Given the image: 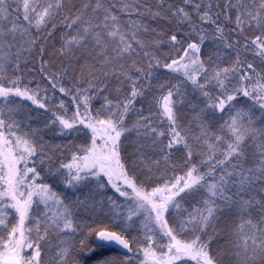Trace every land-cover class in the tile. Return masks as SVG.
<instances>
[{
  "label": "snow or ice",
  "instance_id": "obj_1",
  "mask_svg": "<svg viewBox=\"0 0 264 264\" xmlns=\"http://www.w3.org/2000/svg\"><path fill=\"white\" fill-rule=\"evenodd\" d=\"M116 2L120 12L144 19L121 28ZM155 5L51 0L43 6L22 0L21 20V0H0V80L19 71L25 55L47 39L31 32L33 23L46 31L54 14L67 7L65 35L55 53L59 65L45 61L41 47L40 71L53 90L72 96L76 111L71 117L56 115L50 125L65 137L82 131L77 125L91 133L90 144L78 150L82 154L73 152L70 162L61 161L54 170L65 194L36 183L34 158L41 156L40 164L46 160L53 167L59 158L43 143L40 130L22 131L21 105L12 97L41 109L46 103L38 88L22 89L19 77L7 87L0 83V264H43L45 245L54 252L53 264H175L182 257L195 264H264V127L256 126L264 125V0H182L180 7L155 0ZM146 19L175 24L168 23L161 35L163 29L150 28ZM254 30L259 34L249 40L245 33ZM163 47L167 56L159 55ZM250 50L258 65L241 59ZM130 59L131 66L121 63ZM169 73L184 80L171 84L179 79L171 76L159 83L160 96L153 95V81ZM186 82L203 98V107L188 99ZM149 95L167 130L155 122L151 107L145 115L141 101ZM243 98L252 103L238 108ZM94 99L101 100L95 112ZM185 103L196 113L187 130L178 115ZM59 107H65L63 101ZM130 113L137 118L129 126ZM217 119L224 121L219 134L211 131ZM198 149L207 157L201 165L195 163ZM177 160L186 171L169 176ZM108 187L113 194L106 196ZM8 209L18 218L10 230ZM229 218L239 221L235 230L221 226ZM137 222L143 241L129 238ZM77 234L83 237L78 243ZM214 242L220 244L217 256L210 255Z\"/></svg>",
  "mask_w": 264,
  "mask_h": 264
},
{
  "label": "trees",
  "instance_id": "obj_2",
  "mask_svg": "<svg viewBox=\"0 0 264 264\" xmlns=\"http://www.w3.org/2000/svg\"><path fill=\"white\" fill-rule=\"evenodd\" d=\"M30 2H34L37 5H43L46 6L48 2H51V0H30ZM69 0H65V3L67 4ZM71 2L76 3L79 5L81 3V0H71ZM108 3L114 2V0H107ZM137 3L144 4L146 6H151L155 9V0H136ZM216 2L223 3V0H216ZM168 4H175L177 7L182 6V0H167ZM15 7V5H13ZM116 8H117V16L118 19L120 20V26L121 28H124L125 25H130L133 21H139L141 19H144V17L138 16L135 13L129 14V13H124L120 12L119 9L121 8V4L119 2H116ZM192 17L193 21L198 23V17L196 16V13L194 12L192 7H188L187 9ZM21 15L20 18L23 20V6H22V0H21ZM67 15V7L61 9L59 15L54 14V18L49 21L48 25L46 26V31L44 30L45 26H41V30L38 31L37 28L35 27V23H33V26L31 27V32L35 34L36 36L40 37H47V39H41L39 40L38 44L36 45V48L34 49L32 55H25V57L20 61L21 63V69L19 71L10 70L8 71L4 78L0 80V83H3L5 87L9 86V80L10 79H15L16 77L20 78V87L23 89L27 87L28 89L32 91H36L37 88L39 89V96L41 98V102L46 103V109H41L38 107V105L32 104L31 101L27 99H23L21 97H12V99L16 100L20 105L19 113L20 115L17 117L18 120H21L22 123V131H30L33 129H38L40 130V137H42L43 143L47 145L48 149H51L52 151H55V157H58L55 166H50L49 163L45 160V163L40 164L39 161L43 159L41 156H37L34 159L37 161L36 167L37 171L39 173L37 177V183H46L50 186V188L53 191L58 192L59 194L63 195L65 194V188L64 184L62 182L61 177L54 175V170L56 167H59V163L62 161L64 163H68L71 161V157L73 152H78L79 149L87 147L90 142H91V133L87 129H83L82 125H77L79 128L82 129L79 133H73L71 136H61L58 134V127H52L50 125V121L55 120L56 115H65L66 117H71L76 111V104L73 102L72 96H64L62 95L58 88L56 90H53L51 88V85L43 78L44 74L41 73V56L39 53V48L43 47L45 49V53L43 56V59L45 61H48L51 64H56L59 65V59L55 55L56 51L60 48L61 45V37L65 35L64 31V16ZM234 15H233V26H234ZM223 19V17H222ZM27 23V22H25ZM145 23L149 25L150 28H158V29H163V31L160 33L163 35L164 33L167 32V25L168 23L175 24V20L172 21H164L163 23L156 22L150 19H146ZM212 27L214 26H209L207 28L208 31L212 30ZM127 31L128 29L125 28ZM186 31V29H182L181 32L183 33ZM51 33L49 36L48 34ZM259 34L257 31L253 32H248L245 33V35L248 37L249 40L254 38L255 35ZM155 35V33H154ZM233 40L236 39V35L233 34L231 37ZM243 42V41H242ZM206 50V49H205ZM181 55L183 54L182 52L180 53ZM160 56H167L168 55V49L167 47L161 48L159 52ZM232 59H235V54H233ZM241 59H246L248 62H255L257 65L259 64V59L254 58V53L253 51H248L245 56H242ZM27 61V67H25V62ZM121 63H126L127 66H131L133 63V60H128L127 62L122 61ZM146 63V61H145ZM231 61H229V64ZM225 66V65H222ZM171 76H179V79H172L170 82L171 84H178L181 81L184 80V77L182 74L178 73H169L164 76V78L160 81H153V87H154V92L153 95H156L157 97L160 96V92L158 91L159 83H167L169 82V79ZM235 83V82H234ZM113 85H115V81H113ZM65 86H70L67 83H65ZM184 91L187 92L188 99L192 101V104H198L199 107H203L204 104L202 103L203 98L200 96L199 93H194L193 92V86L191 85L190 82H186V88L183 89ZM109 91L112 94V97L115 98L117 93L113 89H109ZM152 100V95H149L145 100H142L141 103H143L144 108H145V115H147V109L149 107L152 108L153 112L156 114L154 119L155 122L159 125L161 130H167L168 128V122L165 117L159 115L160 109L155 106L154 104H151ZM61 101H63L65 107L61 109L59 107ZM251 101L247 100V98H243L240 100V102L237 104V107H247L251 105ZM101 104L100 99H94L91 102V111L95 112ZM192 104H181L179 105V112L178 115L180 117L179 123L182 129L187 130L190 122L193 121L196 113L193 112L192 110ZM141 106L140 103H137L136 107L139 109ZM199 107L197 108V111H199ZM83 111V109H81ZM257 115H260V113L257 111ZM136 115L135 113H130L127 123L130 126L135 120H136ZM224 119H228L227 114L225 113ZM223 120L217 119L215 122V125L211 131L215 134H219V127L221 124H223ZM49 123V127H45V124ZM58 125V122H57ZM257 127H264V125H260L257 123ZM134 133L132 134V137L128 141H125L126 145H130L132 142V139L134 138ZM164 143H167V139L164 140ZM227 141H225L224 147H226ZM56 146H59L57 149ZM132 152L131 147L128 148V152L126 155H130ZM49 155H51V151L48 152ZM207 157L202 156L200 154V150H197L196 154V159L195 163L197 165H201V161L205 160ZM181 162L177 160V168L175 172H169V176H179L183 175L184 171L186 169L180 167L179 165ZM29 166H32L31 162L29 163ZM50 167H52V170L50 171ZM202 171H206V168L201 167ZM143 179V177H142ZM106 183V179H105ZM105 195H112V189L110 187L104 189ZM99 198V197H98ZM122 201L123 198H120ZM120 202V201H118ZM41 207H43L41 205ZM9 215L7 216V220L10 221L9 224V230L12 225H14L17 222V217L15 214L14 209H8ZM227 225L228 228L235 230L236 227L239 226V221L234 224L233 223V218H229L228 220H222L221 221V226ZM31 226V225H29ZM86 231V230H85ZM5 237L7 233H4ZM33 235H35L33 233ZM77 238V243L79 242L80 238H83L82 236H79ZM139 237L140 241L144 240V237L142 233L140 232L139 228V222H137V225L135 228L132 229L129 238L133 237ZM187 239V237H184ZM94 237H89V240H94ZM55 243V240L52 241ZM219 249H220V244L218 243H212L210 246V255L212 256H217L219 255ZM26 255L30 254L29 252L25 253ZM110 255H115V253H109ZM54 255V252L49 251L47 245H45V250L42 256L43 259V264H53L52 257ZM141 256V253H139V257ZM141 260V258H140ZM134 264H139V260L135 261ZM175 264H195V262L191 261H176Z\"/></svg>",
  "mask_w": 264,
  "mask_h": 264
},
{
  "label": "rangeland",
  "instance_id": "obj_3",
  "mask_svg": "<svg viewBox=\"0 0 264 264\" xmlns=\"http://www.w3.org/2000/svg\"><path fill=\"white\" fill-rule=\"evenodd\" d=\"M38 179H36V183L38 182L37 181ZM0 250H2V249H0ZM27 252H29L30 253V250H28ZM140 258H141V260H143V253L141 252V256H140ZM185 260H187V261H191V262H195V261H192L191 259H189L188 257H182V259L181 260H179V261H185Z\"/></svg>",
  "mask_w": 264,
  "mask_h": 264
}]
</instances>
